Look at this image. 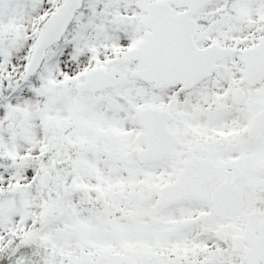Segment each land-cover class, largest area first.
Wrapping results in <instances>:
<instances>
[{
  "label": "snow or ice",
  "instance_id": "snow-or-ice-1",
  "mask_svg": "<svg viewBox=\"0 0 264 264\" xmlns=\"http://www.w3.org/2000/svg\"><path fill=\"white\" fill-rule=\"evenodd\" d=\"M0 264H264V0H0Z\"/></svg>",
  "mask_w": 264,
  "mask_h": 264
}]
</instances>
